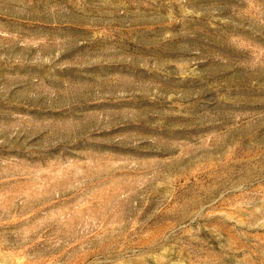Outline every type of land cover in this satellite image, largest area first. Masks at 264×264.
<instances>
[{
    "label": "rangeland",
    "instance_id": "rangeland-1",
    "mask_svg": "<svg viewBox=\"0 0 264 264\" xmlns=\"http://www.w3.org/2000/svg\"><path fill=\"white\" fill-rule=\"evenodd\" d=\"M0 264H264V0H0Z\"/></svg>",
    "mask_w": 264,
    "mask_h": 264
},
{
    "label": "bare ground",
    "instance_id": "bare-ground-1",
    "mask_svg": "<svg viewBox=\"0 0 264 264\" xmlns=\"http://www.w3.org/2000/svg\"><path fill=\"white\" fill-rule=\"evenodd\" d=\"M97 182V181H96ZM99 182V181H98Z\"/></svg>",
    "mask_w": 264,
    "mask_h": 264
}]
</instances>
